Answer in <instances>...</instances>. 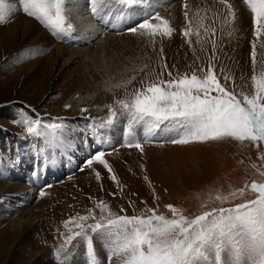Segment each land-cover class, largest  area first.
Here are the masks:
<instances>
[{
	"label": "rangeland",
	"instance_id": "obj_1",
	"mask_svg": "<svg viewBox=\"0 0 264 264\" xmlns=\"http://www.w3.org/2000/svg\"><path fill=\"white\" fill-rule=\"evenodd\" d=\"M7 2L15 4L16 10L0 23V34L24 17L56 42L42 50H35L28 39L16 51L10 42L0 46V264H58L55 252L64 237L71 234L69 229L79 230L71 223L65 228V221L89 215L90 209L99 218L100 201L120 215L150 214L146 209L153 208L157 214L171 218L166 205H173L194 218L202 211L231 208L256 198L250 185L253 181L264 183V144L225 140L176 145L162 142L170 138L165 134L153 142H144L141 136V152L124 146L127 125L123 118L111 126L106 123L109 106L119 115L117 101H131L137 89L155 82L161 73L162 79L168 80V72L176 77L190 75L201 67L206 70L214 51L221 82L237 93L254 94L251 77L264 71V36H255L246 0H170L155 10L140 6L153 13L143 15L131 27L159 15L174 29L172 37L153 38L142 34L143 30L133 34L126 28L110 32L99 25L97 35L77 45L57 40L22 11L18 0ZM228 4L234 17L228 15ZM69 5L65 13L75 24ZM89 12L93 14L90 5ZM189 28V36L184 37L183 31ZM211 29H215V35ZM253 42L257 45L255 66ZM56 45L65 46L59 61L51 57ZM22 107L42 123H62L67 131L61 137V130H56L60 139L55 144L45 137L26 135L25 126L14 123ZM89 136L108 141V146L99 150L106 152L105 159L118 183L98 162L91 167L84 165L98 151L83 154L82 146L90 143ZM113 139L114 144L109 143ZM25 156L31 159L28 163ZM41 179L44 182L40 183ZM5 188L9 192H4ZM240 189H244L243 195H239ZM41 191L44 196L39 195ZM233 191L238 193L235 198L224 202L215 199ZM27 217L37 221L29 238L4 233ZM93 222L89 219L85 223ZM94 246L99 260L104 261L106 245L94 236ZM62 255L69 256L67 264H86V242L77 238Z\"/></svg>",
	"mask_w": 264,
	"mask_h": 264
},
{
	"label": "snow or ice",
	"instance_id": "obj_2",
	"mask_svg": "<svg viewBox=\"0 0 264 264\" xmlns=\"http://www.w3.org/2000/svg\"><path fill=\"white\" fill-rule=\"evenodd\" d=\"M18 2L27 16L35 18L57 38L72 37L74 25L65 13L67 0ZM149 3L150 0H89L90 11L105 23L108 20L102 15L104 5L119 6L120 15L116 17L119 21L129 19L137 7ZM246 3L252 13L255 36H264V0H246ZM227 8L228 15L234 17L231 4ZM15 10V4L0 0V23L6 22ZM184 15L187 18L188 13ZM151 19L159 22L152 23ZM138 30L153 38L157 35L170 38L174 33L169 21L159 15L125 29L133 34ZM190 32L189 28L182 35L188 37ZM211 32L215 35V29ZM197 37L199 43V33ZM212 44L215 50V40ZM251 56L255 66V42L252 43ZM215 59L214 51L207 69L201 67L190 75L173 77L168 72L170 79L164 80L161 73L155 82L137 89L131 101L118 100L119 115L109 106L110 116L106 123L111 126L123 118L127 125L123 133L124 146L135 147L141 152L140 137L144 142H153L158 133L170 137L162 142L176 145L225 140L241 144L247 141L257 146L264 144V71L251 77L254 94L237 93L221 82ZM224 80L227 81L228 77L224 76ZM241 96L242 99L238 98ZM14 123L23 124L26 135L45 137L50 144L60 139L56 136L57 129L61 130V137L67 131L60 122L42 123L38 116L33 118L23 107ZM105 155L104 150H98L84 161V165L91 167L94 161L98 162L108 171L110 179L118 183ZM0 176H3V170H0ZM96 178L100 179L99 172ZM250 189L257 193L255 199L231 208L202 211L194 218H189L183 209L173 205H166L171 218L157 214L153 208L146 209L150 214L120 215L111 212L109 205L100 201L99 218L90 209L89 215L65 221V228L71 223L79 230L69 229L71 234L64 237L63 244L56 250V259L58 264H67L69 256L62 253L73 241L82 238L86 242V264H264V183L253 181ZM243 192L244 189H240L239 195ZM237 194L233 191L229 195H217L215 199L224 202ZM39 195L44 196L45 192L41 191ZM89 219L94 222L85 223ZM94 236L99 237L102 246L106 245L104 261H100L95 252Z\"/></svg>",
	"mask_w": 264,
	"mask_h": 264
},
{
	"label": "bare ground",
	"instance_id": "obj_3",
	"mask_svg": "<svg viewBox=\"0 0 264 264\" xmlns=\"http://www.w3.org/2000/svg\"><path fill=\"white\" fill-rule=\"evenodd\" d=\"M165 2L168 3V2H170V0L169 1H167V0H151L147 6H149L148 7L149 9L155 10L156 8L160 7ZM67 3H70L68 8L71 10V13H72L71 16H72L73 22L75 24H73L74 25V33H73L72 37L66 38L65 40L70 42V43H73V45H77L76 42H78V44H80L81 42L84 43V42H87L90 39H92L100 31V29L98 28L99 25L103 26V28L109 27L111 30H115V31L124 30L128 26H130L133 23H136L138 20H140L143 17V15L152 12V11L148 12V10H145L139 6L137 8H140L141 10L138 9V10H136V12L134 14L130 15V17H129L130 22H129V19H123V18L118 21L116 19V17L118 15H120L119 6L104 5L103 6L104 12L102 13V15L108 20V23H105L100 17L94 16L93 14H91L89 12V0H67ZM85 11H86V13H85ZM87 11H88V14H87ZM109 13H111V14L109 15ZM95 17L97 19H95ZM22 18H24V17H20V19L16 20L14 23L12 22L11 23L12 25H10L6 31H4L3 33L0 34V46L2 44L5 45V44L10 42L15 49L14 51H16V50L23 48L25 46L24 43L28 39L30 42V45H32V46L34 45L35 50H42V49L49 48L50 45H52L54 43V41L56 42V40L50 34H45V33L43 34V32L41 33L40 31H42V30H38L34 23H32L31 21H28L27 19L24 20ZM44 31H46V30H44ZM35 32H39V35H35L36 34ZM62 45H65V43H62ZM64 48H65V46H61V45H56L53 48V50L51 52V57H54L53 60L58 59V61H59V59L61 58V55L63 53ZM60 65H63V64H60ZM117 130L118 129H116L115 131H117ZM113 132H114V130H113ZM112 134L114 136V133H112ZM164 135H165L164 133H158L156 135V137H162ZM89 137H90V139H89L90 143H87L84 146H82V149L85 148V153H83L84 155H88L94 151L99 150V148H105L108 146V141L106 142V140L103 137H97L96 139L92 138L91 136H89ZM109 138H111V137H109ZM114 142H115V140L113 139L109 143L114 144ZM109 145H111V144H109ZM89 147L92 148L90 152H89ZM25 160H26V163H28V161H30L31 159L28 156H25ZM61 174H62V172H61ZM8 186H6V187H8ZM6 189L7 188L3 189L4 192L8 191ZM28 195H30V194H28ZM24 196H26V195H24ZM25 203H26V201H25ZM26 204H23V205H26ZM10 212L11 211H8V213H10ZM8 213H7V215L6 214L5 215L8 216ZM16 222H18V221H16ZM36 222L37 221L35 218L27 217L26 220H24L22 222H18V224L16 226L12 225V226L7 227L4 230V233L6 234V232H9V233H11L12 236L15 235L17 238L27 239V238H29L33 229H35ZM0 233L3 234V231L2 232L0 231ZM11 238H13V237H11Z\"/></svg>",
	"mask_w": 264,
	"mask_h": 264
}]
</instances>
